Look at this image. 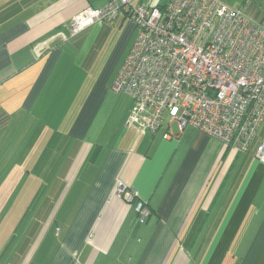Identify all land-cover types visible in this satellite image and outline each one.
I'll use <instances>...</instances> for the list:
<instances>
[{"label":"crops","instance_id":"0c3cea01","mask_svg":"<svg viewBox=\"0 0 264 264\" xmlns=\"http://www.w3.org/2000/svg\"><path fill=\"white\" fill-rule=\"evenodd\" d=\"M106 1L0 0V263L264 264V122L247 151L128 124L112 84L139 27L121 13L70 31ZM222 1L264 26V0Z\"/></svg>","mask_w":264,"mask_h":264},{"label":"built area","instance_id":"2783aa9c","mask_svg":"<svg viewBox=\"0 0 264 264\" xmlns=\"http://www.w3.org/2000/svg\"><path fill=\"white\" fill-rule=\"evenodd\" d=\"M121 13L139 27L112 84L133 99L127 123L152 133L168 123L167 139L173 124L195 126L247 151L264 122V26L222 0H107L76 14L71 35ZM255 155L264 163V134ZM115 193L129 202L137 195L121 180ZM136 210L141 221L152 213L142 200Z\"/></svg>","mask_w":264,"mask_h":264},{"label":"rangeland","instance_id":"374dc122","mask_svg":"<svg viewBox=\"0 0 264 264\" xmlns=\"http://www.w3.org/2000/svg\"><path fill=\"white\" fill-rule=\"evenodd\" d=\"M165 1L166 0H152V2L154 4H161V3L165 2ZM112 38H113V36L111 37V43L109 42L107 44V46L101 51V53H100V55L98 57V60H97V67H101L102 66V64L104 63V61H105L110 49L113 48V45L115 44V42H112ZM174 128H175V126H174ZM213 138L217 139V137H215V136Z\"/></svg>","mask_w":264,"mask_h":264}]
</instances>
